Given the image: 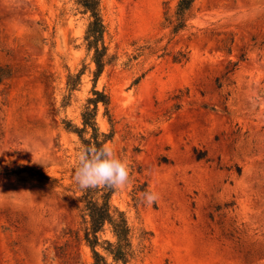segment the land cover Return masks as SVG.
<instances>
[{
	"label": "rangeland",
	"instance_id": "1",
	"mask_svg": "<svg viewBox=\"0 0 264 264\" xmlns=\"http://www.w3.org/2000/svg\"><path fill=\"white\" fill-rule=\"evenodd\" d=\"M176 2L100 0L110 62L93 83L86 18L68 0H0V68L11 72L0 169L73 184L78 139L61 121L80 125L95 86L109 97V121L101 106L96 116L105 144L130 167L110 201L131 230V264H264V0H196L172 35L163 17ZM178 52L187 60L173 62ZM80 70L62 107L66 76ZM91 263L67 192L0 175V264Z\"/></svg>",
	"mask_w": 264,
	"mask_h": 264
},
{
	"label": "trees",
	"instance_id": "2",
	"mask_svg": "<svg viewBox=\"0 0 264 264\" xmlns=\"http://www.w3.org/2000/svg\"><path fill=\"white\" fill-rule=\"evenodd\" d=\"M68 2L72 4L76 14L86 18L83 41L85 50L90 55L94 67L91 75L93 83H95L110 62L108 48L104 41L106 29L101 16L100 0H68ZM195 2L196 0H177L172 14L169 13V9H166L163 22L165 27L170 28L172 35L187 29L190 20L194 16L193 7ZM186 60V54L181 52L173 57L175 63ZM235 66L236 63H233L231 68L226 69L224 75L231 73ZM82 74L83 72L80 70L74 75L68 74L66 76L67 94L62 98V107L69 104L71 94L79 86ZM10 75L11 72L8 68H0V83L9 78ZM218 86L220 85L218 84ZM99 106L103 108L104 115L108 117L109 121V97L105 92L98 91L93 86L90 96L85 99L81 110L80 125H74L69 120L61 121L64 130L76 135L79 149L82 145L92 143L99 147L111 138V133L100 131L97 125L96 116ZM23 172H27L30 178L40 184L60 187L69 194L78 211L79 232L84 245L90 250L91 264L132 263L136 249L132 242L131 230L123 212L115 208L110 201L115 189L98 187L83 190L78 187L75 181L73 184L63 187L56 179L20 164L14 165L10 169H0V175L6 176L19 175ZM106 228L110 234V239L101 240L99 235Z\"/></svg>",
	"mask_w": 264,
	"mask_h": 264
},
{
	"label": "clouds",
	"instance_id": "3",
	"mask_svg": "<svg viewBox=\"0 0 264 264\" xmlns=\"http://www.w3.org/2000/svg\"><path fill=\"white\" fill-rule=\"evenodd\" d=\"M77 161L74 181L80 189H122L129 182L128 162L107 144L99 147L95 143L82 145L78 150ZM142 198L146 204L152 205L159 199V194L148 191L142 194Z\"/></svg>",
	"mask_w": 264,
	"mask_h": 264
}]
</instances>
